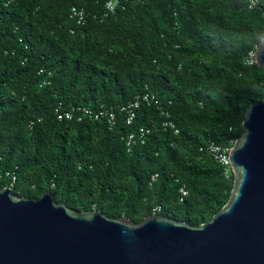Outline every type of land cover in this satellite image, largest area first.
<instances>
[{"label":"trees","instance_id":"1","mask_svg":"<svg viewBox=\"0 0 264 264\" xmlns=\"http://www.w3.org/2000/svg\"><path fill=\"white\" fill-rule=\"evenodd\" d=\"M73 6L85 10L81 25ZM263 8L264 0L251 9L248 0H0V174H15L11 192L48 191L69 208L133 222L153 213L207 221L233 176L199 147L229 145L245 109L264 97V68L244 62L264 34ZM144 93L154 100L127 124L120 107ZM58 104L102 106L116 124L59 121ZM140 127L149 129L144 142L128 151L122 137Z\"/></svg>","mask_w":264,"mask_h":264},{"label":"water","instance_id":"2","mask_svg":"<svg viewBox=\"0 0 264 264\" xmlns=\"http://www.w3.org/2000/svg\"><path fill=\"white\" fill-rule=\"evenodd\" d=\"M255 64L264 68V34ZM241 126L229 196L198 225L158 213L133 222L0 187V264H264V97Z\"/></svg>","mask_w":264,"mask_h":264},{"label":"built area","instance_id":"3","mask_svg":"<svg viewBox=\"0 0 264 264\" xmlns=\"http://www.w3.org/2000/svg\"><path fill=\"white\" fill-rule=\"evenodd\" d=\"M257 4V0H248V8L251 9ZM107 12H114L113 4L111 1H108L106 4ZM107 14V13H106ZM70 16L75 20L77 25H81L84 23L86 18L85 10L81 7H71L70 9ZM262 16L264 18V8L262 10ZM72 32V31H71ZM256 49V46L254 47ZM255 49L250 50L247 53L245 58V63L248 65L255 64ZM42 71V70H40ZM154 100L153 95L148 93L138 94L134 97V99L127 103L126 105L120 107V112H122L125 116V120L127 124H131L135 117H136V109L140 106L141 102H145L149 104L151 101ZM156 102V101H154ZM57 120H71L73 117H77V120H81L84 116L88 117L93 121H102L107 125L108 128L113 127L116 124V114L112 110H107L102 106L99 108H90L87 106H78L72 108V110H65L61 104L54 110ZM77 112L78 115L76 116L74 113ZM161 124L164 128H174L173 123L168 119H163ZM149 129L145 127H140L139 129L131 132H127L122 137V140L125 143L127 150H131L133 145L137 143H143L145 135L148 133ZM176 131V130H175ZM234 141H230L229 145H219L214 142H208L205 145L199 147V151L206 153L210 156L215 162H217L222 168L224 169V176L228 178L232 175L231 165L229 162V151ZM156 175L151 176V180L155 178ZM4 178L7 182V188L10 190L12 189L13 185L15 184L16 176L13 172L6 171L2 176L0 174V181ZM1 187V186H0ZM180 193V200L187 194L186 188L182 185L179 188Z\"/></svg>","mask_w":264,"mask_h":264}]
</instances>
